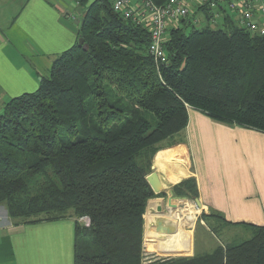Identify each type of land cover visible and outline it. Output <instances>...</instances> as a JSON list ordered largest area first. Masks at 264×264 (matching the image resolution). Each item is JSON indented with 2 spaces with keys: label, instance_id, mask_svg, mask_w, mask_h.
<instances>
[{
  "label": "trees",
  "instance_id": "obj_1",
  "mask_svg": "<svg viewBox=\"0 0 264 264\" xmlns=\"http://www.w3.org/2000/svg\"><path fill=\"white\" fill-rule=\"evenodd\" d=\"M223 7L222 26L189 18L182 21L189 33L170 30L169 63L159 64L147 28L107 0L87 6L83 44L62 52L37 90L0 111V204L14 223L75 217V264H264V226L247 223L249 239L210 254L147 263L143 256L146 209L156 196L147 153L151 159L160 142L186 129L191 109L264 132V35L240 27ZM199 10L209 18V9ZM174 192L199 198L195 178ZM157 247L160 255L186 253Z\"/></svg>",
  "mask_w": 264,
  "mask_h": 264
},
{
  "label": "crops",
  "instance_id": "obj_2",
  "mask_svg": "<svg viewBox=\"0 0 264 264\" xmlns=\"http://www.w3.org/2000/svg\"><path fill=\"white\" fill-rule=\"evenodd\" d=\"M94 1L0 0V111L39 88L53 61L79 39L78 8L83 15ZM186 136L201 207L236 223L230 225L264 226V132L191 109ZM179 151L161 152L152 165L163 190V172L173 182L189 174ZM75 241V217L16 224L0 204V264H75Z\"/></svg>",
  "mask_w": 264,
  "mask_h": 264
},
{
  "label": "rangeland",
  "instance_id": "obj_3",
  "mask_svg": "<svg viewBox=\"0 0 264 264\" xmlns=\"http://www.w3.org/2000/svg\"><path fill=\"white\" fill-rule=\"evenodd\" d=\"M210 13V12H209ZM198 14H200L198 12ZM190 21L194 24L197 25L196 23L193 22V19H190ZM173 26H178L184 28V31L186 33H189L190 30L192 29L191 25H185L181 21H177L172 23L169 28L172 29ZM222 26V23L221 25ZM178 154L180 155L181 158L179 163L183 164L182 165V170L184 173H189L188 175L184 176L181 178L180 181L178 182H173L171 178L168 177L167 173L163 172L164 177L166 179V190H163L161 193L156 194L151 199H155L157 202L156 207L153 209L157 214H168V200L171 197H176L178 199L184 198L187 199V201L190 202V205H192V209H195L194 217L192 220H189L188 217H186L183 221L182 224V235L180 239L174 240V241H167L170 243L169 245L166 244H159L158 242H153L151 240L146 239V232L144 234V243H143V251H144V262H150L155 259L159 258H167V257H175V258H180V257H194L196 255H205V254H210L214 251V249L217 246L221 245H226L227 243H235V242H241L243 240L249 239L252 235V230L249 227H244L242 225H230L228 224L224 219H222L218 215H213L210 217L208 222L206 220V215L210 214V211H207L204 207H201L200 209L197 208L196 205V199L192 196H180L176 195L174 192V187L176 184L180 183L181 181L187 180V179H193L195 178L194 176V171L192 167V162L190 158V152H189V147H188V139L186 136V129L182 130L181 132L175 134L174 136L160 142L158 144V150L151 155L147 153L149 158L147 159L151 160L152 165L155 164L157 157L161 152L164 153H173L175 151H178ZM171 155V154H170ZM174 156H171L169 160H174ZM167 162V161H166ZM165 162V163H166ZM152 171H154L151 168ZM151 171V172H152ZM175 170H172V172ZM178 173V172H176ZM173 193H172V192ZM160 199V200H159ZM150 202V201H149ZM148 202V205H149ZM161 202V204H160ZM159 204V205H158ZM147 205V206H148ZM161 205V206H160ZM158 206H160L162 209L161 211L158 210ZM182 207V206H181ZM158 210V211H157ZM147 212V209H146ZM44 214H41L43 216ZM81 219V218H80ZM81 222V220H80ZM83 223V221H82ZM212 224V225H210ZM183 239V240H182ZM182 240V241H181ZM179 241V242H178ZM181 241V242H180ZM166 242V243H167ZM176 243V244H175ZM155 246H161V247H185V249L182 250H176V251H165L164 252H178V253H183L184 254H170V255H160L157 250H155ZM158 248V247H157ZM163 251V250H160Z\"/></svg>",
  "mask_w": 264,
  "mask_h": 264
},
{
  "label": "built area",
  "instance_id": "obj_4",
  "mask_svg": "<svg viewBox=\"0 0 264 264\" xmlns=\"http://www.w3.org/2000/svg\"><path fill=\"white\" fill-rule=\"evenodd\" d=\"M107 1L124 19L148 29L149 52L159 64L169 63L164 43L168 32L179 28L173 26L170 29L172 23L190 18L196 24L207 22L212 27L220 26L225 15L224 4L240 27L252 34L264 35V0H166L162 4L154 0ZM199 7L209 9V18H206ZM81 220L85 227L90 226L89 217H83Z\"/></svg>",
  "mask_w": 264,
  "mask_h": 264
},
{
  "label": "bare ground",
  "instance_id": "obj_5",
  "mask_svg": "<svg viewBox=\"0 0 264 264\" xmlns=\"http://www.w3.org/2000/svg\"><path fill=\"white\" fill-rule=\"evenodd\" d=\"M156 203L155 199H152L147 206L146 239L151 241H174L180 239L183 221L186 217L192 220L195 209L191 210L192 205L187 199L171 197L167 206L169 213L157 214L153 210L157 205ZM197 208L200 209L201 207L197 206ZM159 221L161 222L158 223Z\"/></svg>",
  "mask_w": 264,
  "mask_h": 264
},
{
  "label": "water",
  "instance_id": "obj_6",
  "mask_svg": "<svg viewBox=\"0 0 264 264\" xmlns=\"http://www.w3.org/2000/svg\"><path fill=\"white\" fill-rule=\"evenodd\" d=\"M77 12L79 15L76 17L75 23L77 25H82L84 23V17L81 15V8H78ZM84 39L82 37H79L78 43L81 45L83 44ZM147 181L149 182L151 188L153 189L155 194H159L163 191V184L160 180V177L156 171H152L147 175ZM173 193V192H172ZM196 205L198 207L202 206V203L199 198H196ZM161 207L158 206V210L161 211ZM159 221L158 223H160ZM160 229V228H159Z\"/></svg>",
  "mask_w": 264,
  "mask_h": 264
}]
</instances>
